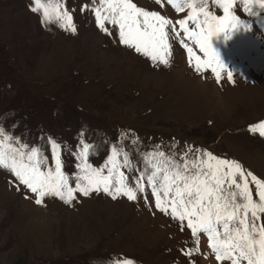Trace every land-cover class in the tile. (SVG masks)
<instances>
[{"label":"rangeland","instance_id":"rangeland-1","mask_svg":"<svg viewBox=\"0 0 264 264\" xmlns=\"http://www.w3.org/2000/svg\"><path fill=\"white\" fill-rule=\"evenodd\" d=\"M61 2L72 12L75 33L42 23V10H31L34 0H0V127L48 156L53 169L48 138L61 144V171L73 188L81 173V140L92 146L87 162L93 168L114 145L128 152L134 167H123L117 156L113 183L123 173V182L134 187L149 152L183 164L199 155L197 149L235 159L264 180V129H250L264 120V8L245 10L237 0L234 11L243 23L211 38L226 65L218 69V81L210 68L197 71L196 57L203 53L176 23L188 16V7L178 11L168 0H133L160 12L180 33L170 34L169 63L162 65L121 44L113 25L106 23L110 34L103 32L91 0ZM208 10L223 15L211 3ZM185 44L193 49L191 64ZM17 184L0 168V264H231L216 259L206 234L193 238L187 219L181 230L171 205L166 212L157 209L150 187L136 200L113 199L102 190L85 197L77 190L71 203L49 196L38 205L35 194ZM195 239L199 251L185 255Z\"/></svg>","mask_w":264,"mask_h":264},{"label":"snow or ice","instance_id":"snow-or-ice-1","mask_svg":"<svg viewBox=\"0 0 264 264\" xmlns=\"http://www.w3.org/2000/svg\"><path fill=\"white\" fill-rule=\"evenodd\" d=\"M96 5V25L106 34L109 29L105 24L118 28L119 42L134 47L137 53L149 57L154 64L168 65L171 45L168 43L170 34L179 37L172 21L158 11H147L138 7L133 0H91ZM159 3V0H157ZM169 4L183 11L190 9L184 19L176 23L181 26L184 35L194 41L203 53V59L196 57V69L210 68L221 79L218 69L226 65L211 44V38L218 33L230 31L240 26L243 21L234 11L237 0H168ZM222 9L223 15H215L209 11V4ZM245 10L252 5L264 8V0H243ZM33 12L42 10V23H58L66 31H77L73 23L71 10L64 7L61 0H34ZM84 5L82 10H87ZM189 21L193 25L188 26ZM183 43V41H181ZM189 53V64L192 63L193 49L184 45ZM228 79L233 80V73L228 72ZM264 129V120L258 125H250V129ZM264 135V132H261ZM51 145V159L55 162L54 169L49 167V157L36 147L21 143L0 127V168L13 174L17 186H23L35 194V203L42 204L45 197L58 196L65 203H71L73 193L79 190L85 197L91 192L103 191L116 199L118 195L136 200L138 193H144L146 187L151 188L155 197L156 208L166 212L165 205H171L172 218L180 223L187 219V227L193 238L198 234L207 235L209 247L220 261L231 264H264V180L259 179L251 171H247L235 159L214 156L210 151L197 149L199 155L191 160L178 163L164 152H149L144 156L146 167L135 177V186L123 181L127 178L120 173V179L112 182L114 172L118 171L117 156L123 157V167H134L128 152L117 149L114 145L111 155L99 168H93L87 162L92 147L80 143L83 148L76 159L80 161L76 168L81 170L75 176V188L69 185V176L61 171L59 150L61 144L48 138ZM136 141L134 140L133 143ZM107 169L108 175H104ZM255 185L258 199H253L250 181ZM141 180H146L142 184ZM115 191H112V189ZM162 197L168 198L162 201ZM196 247L188 249L185 255L199 251V240L195 239ZM117 264H135L131 259L118 261Z\"/></svg>","mask_w":264,"mask_h":264}]
</instances>
